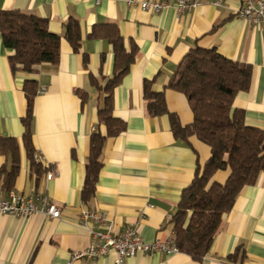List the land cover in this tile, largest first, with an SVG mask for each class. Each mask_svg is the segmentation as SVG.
<instances>
[{"label": "crops", "instance_id": "0c3cea01", "mask_svg": "<svg viewBox=\"0 0 264 264\" xmlns=\"http://www.w3.org/2000/svg\"><path fill=\"white\" fill-rule=\"evenodd\" d=\"M148 1V0H140ZM199 0L190 12L176 16L143 11L125 0H0V11L17 10L47 21L60 36L59 60L41 64L34 73L12 72L11 51L0 37V198L9 192H43L60 209L57 219L40 213L27 218L0 216V264H68L69 254L95 243L96 221H80L88 209L112 225L111 234L135 229L144 242L173 236L172 217L181 192L209 158V148L195 137L176 139L167 114L150 116L143 97L144 84L163 93L166 109L182 126L192 122L183 94L166 86L179 62L192 48H215L219 54L251 68L249 87L236 95L233 108L244 114L246 125L264 132V33L236 14L241 0ZM80 25L81 44L74 52L64 39L68 19ZM114 24L125 50L135 51L128 72L112 91V117L124 129L107 136L99 122L105 86L113 76L112 45L90 38L92 28ZM85 56V61H83ZM26 80L37 84L31 122L33 156L45 172L36 183L23 144ZM104 137L101 167L90 199L81 191L89 140ZM5 142L2 148L1 140ZM12 149L18 170L9 186ZM52 171V179L46 172ZM228 170H218L212 181L224 183ZM115 253L71 264H111ZM123 264H264V172L244 186L232 209L223 215L208 253L199 261L176 252L170 255L137 253Z\"/></svg>", "mask_w": 264, "mask_h": 264}, {"label": "trees", "instance_id": "16d2710c", "mask_svg": "<svg viewBox=\"0 0 264 264\" xmlns=\"http://www.w3.org/2000/svg\"><path fill=\"white\" fill-rule=\"evenodd\" d=\"M64 39L77 52L81 44L79 22L68 19ZM90 38L102 37L112 45L114 70L105 86L104 107L98 119L106 128L107 136L119 134L124 126L112 117V91L128 72L135 51H126L114 24L94 26ZM0 37L3 46L11 51L8 63L12 72L20 70L34 73L41 64H56L59 60L60 36L48 30L47 21L33 14L17 10L0 11ZM85 61V56H83ZM251 68L225 58L215 48H192L176 66L168 89L184 95L192 113V122L182 126L175 114L166 109L163 93H153L144 84L143 97L150 116L167 114L170 130L176 139L195 137L205 144L210 155L188 187L182 190L177 210L172 217V242L177 252L194 260H201L209 251L222 217L228 213L244 186L255 183L264 172V132L246 125L243 112L233 108L236 95L248 89ZM22 90L26 100L23 144L31 173L37 183L44 172L34 159L31 145V122L37 84L26 80ZM1 140L2 148L5 142ZM104 137L93 133L89 140V154L85 164L81 198L88 201L94 193L101 167L100 153ZM12 167L5 174V184L10 185L18 170V158L12 149ZM218 170H228L224 183L212 181Z\"/></svg>", "mask_w": 264, "mask_h": 264}, {"label": "built area", "instance_id": "2783aa9c", "mask_svg": "<svg viewBox=\"0 0 264 264\" xmlns=\"http://www.w3.org/2000/svg\"><path fill=\"white\" fill-rule=\"evenodd\" d=\"M125 1L130 6H138L143 11L151 13H161L167 9H172L176 16L190 12L200 5L199 0ZM214 3L218 5L220 0H215ZM236 14L248 24L258 26L264 33V0H241L240 8ZM34 159L36 162L40 161L37 155H34ZM45 175L47 179H52L54 174L52 171H47ZM35 213H40L49 219H57L60 216V209L43 192H35L27 196L9 192L5 197L0 198V216L13 215L27 218ZM79 218L82 225L86 220L98 222L101 231H90L95 243L84 249L71 252L68 264L105 257L111 251L115 253V258L111 264H123L127 258L137 253L170 255L177 252L172 238L144 242L138 232L130 227L126 228L122 235L111 234L112 225L104 217L88 209L82 210Z\"/></svg>", "mask_w": 264, "mask_h": 264}]
</instances>
